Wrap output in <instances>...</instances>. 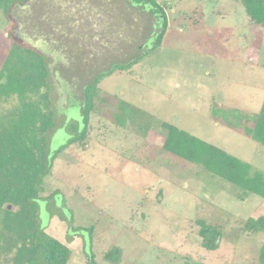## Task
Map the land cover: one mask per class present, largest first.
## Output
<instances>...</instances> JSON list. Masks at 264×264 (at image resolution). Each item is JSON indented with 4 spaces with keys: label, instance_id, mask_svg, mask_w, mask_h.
I'll use <instances>...</instances> for the list:
<instances>
[{
    "label": "rangeland",
    "instance_id": "rangeland-1",
    "mask_svg": "<svg viewBox=\"0 0 264 264\" xmlns=\"http://www.w3.org/2000/svg\"><path fill=\"white\" fill-rule=\"evenodd\" d=\"M156 1L167 17L158 45L163 20L133 0H33L12 13L16 24L0 7V66L10 26L20 43V36L41 37L62 54L74 93L62 101L46 56L56 107L51 151L73 123L83 128L85 85L115 63L142 57L99 83L86 138L53 160L41 195L55 196L39 203L41 227L71 249L68 264H262L264 231L246 224L264 215V197L240 198L235 185L162 146L169 122L264 172V145L211 117L213 103L262 107L264 26L240 0ZM121 101L133 108L123 125L114 120ZM16 103L13 97L0 107ZM203 226L220 232L217 248L203 247ZM114 248L117 262L106 256Z\"/></svg>",
    "mask_w": 264,
    "mask_h": 264
},
{
    "label": "trees",
    "instance_id": "trees-1",
    "mask_svg": "<svg viewBox=\"0 0 264 264\" xmlns=\"http://www.w3.org/2000/svg\"><path fill=\"white\" fill-rule=\"evenodd\" d=\"M17 1L0 0V7L10 19V7ZM149 4L151 12L163 20L164 28L156 37L161 43L167 25L165 10L156 0H133ZM249 19L264 26V0H240ZM11 25H13L11 23ZM9 52L0 66V105L16 97L11 107H0V264H68L71 249L41 227L39 203L51 200L55 193L42 197L43 181L50 174L53 160L69 145L83 141L99 83L116 70H125L139 62L136 56L128 62L115 63L109 70L99 72L84 87L82 110L83 128L73 123L71 136L54 151L49 148L48 130L55 126L56 107L51 98L50 69L46 56L24 46L17 39L12 26L7 30ZM211 117L232 130L264 145V101L259 111H249L229 105L212 104ZM132 105L121 101L114 120L124 124L131 119ZM166 136L162 148L174 155L202 166L209 173L235 185L239 197L249 194L264 197V172L225 149L204 141L169 122H163ZM250 231H264V215L250 218L246 224ZM219 231L203 226L200 235L203 247L217 248ZM114 248L106 256L117 262ZM264 264V243L260 250Z\"/></svg>",
    "mask_w": 264,
    "mask_h": 264
},
{
    "label": "flooded vegetation",
    "instance_id": "flooded-vegetation-1",
    "mask_svg": "<svg viewBox=\"0 0 264 264\" xmlns=\"http://www.w3.org/2000/svg\"><path fill=\"white\" fill-rule=\"evenodd\" d=\"M33 0H22V1H17L15 2L11 7H10V19L9 21H12L13 24H16L13 20V16L12 13L16 10V9H21V10H28L31 6H32ZM14 33L18 39L17 33L18 31L15 29ZM21 37V38H20ZM19 39H22V42L25 43H21L23 45L29 46L31 48H34L38 51H40L41 53H43L45 56H49L52 58V64H49L50 67L55 68V72H54V77L55 79L58 81L60 87L58 88L59 94L62 98V101H67L68 98H70V96L73 95L74 92L73 91V87L70 86V84L67 82V80L63 77L62 74V70L61 67L63 65V61L62 59V54L60 53V51L58 49H55L51 43H49L48 41H46L45 39L41 38V37H37L35 36L33 37H26V36H20Z\"/></svg>",
    "mask_w": 264,
    "mask_h": 264
},
{
    "label": "water",
    "instance_id": "water-1",
    "mask_svg": "<svg viewBox=\"0 0 264 264\" xmlns=\"http://www.w3.org/2000/svg\"><path fill=\"white\" fill-rule=\"evenodd\" d=\"M219 240V239H218ZM218 240L216 241V243H218Z\"/></svg>",
    "mask_w": 264,
    "mask_h": 264
},
{
    "label": "crops",
    "instance_id": "crops-1",
    "mask_svg": "<svg viewBox=\"0 0 264 264\" xmlns=\"http://www.w3.org/2000/svg\"><path fill=\"white\" fill-rule=\"evenodd\" d=\"M264 101V100H263Z\"/></svg>",
    "mask_w": 264,
    "mask_h": 264
}]
</instances>
